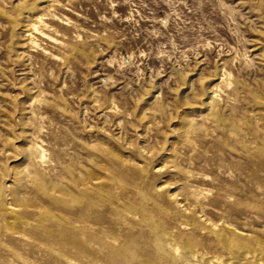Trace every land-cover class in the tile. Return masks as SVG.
<instances>
[{
    "label": "rangeland",
    "instance_id": "rangeland-1",
    "mask_svg": "<svg viewBox=\"0 0 264 264\" xmlns=\"http://www.w3.org/2000/svg\"><path fill=\"white\" fill-rule=\"evenodd\" d=\"M22 8L47 19V54L15 27L32 21ZM212 91L219 122L205 110ZM31 145L47 155L40 184L74 195L94 184L95 205L57 209L20 185ZM262 151L264 0H0V209L22 190L76 227L75 245L48 251L0 225V264H68L65 251L74 264H126L116 241L137 243L133 264H160L144 214L212 257L226 256L212 226L264 247Z\"/></svg>",
    "mask_w": 264,
    "mask_h": 264
},
{
    "label": "bare ground",
    "instance_id": "bare-ground-1",
    "mask_svg": "<svg viewBox=\"0 0 264 264\" xmlns=\"http://www.w3.org/2000/svg\"><path fill=\"white\" fill-rule=\"evenodd\" d=\"M25 5H26V1H24L22 4L20 3V6H25ZM25 10L26 8H22L19 11V14L18 13L17 14L19 15V17L23 19L32 20V21H25L24 23H16L15 27H18V29L20 30L24 29V33L26 34L29 33L27 41L29 42L32 48H36L38 50H41L44 54L45 53L47 54L48 52H46V49L43 48L41 44H44L45 42L54 43L56 41L53 40L52 36L45 33V30L51 29L49 25L45 22V20L47 19H44L45 18L44 16L35 17L33 19H31V17L28 16L26 17L24 14ZM51 16L54 17L53 15ZM218 79L220 80V82L224 83L227 81L228 76L226 73L222 72L218 77ZM187 91L189 92L192 91V86H188L185 90V93ZM206 97L208 100H210V102L207 103L205 110L208 112V115L210 117L212 116L213 120L216 119L218 121L219 117H217L218 115L217 107L219 103H221L223 100L217 91H212L207 93ZM158 98L159 97H156V99ZM27 152L29 154L28 157H30V160L32 162L31 164L33 165L29 168L27 167L28 170L22 175H20V177L17 179L20 185L23 186V182L25 178L26 179L28 178L30 183L33 186H36V188H38L39 191H41L43 198L49 203V205L57 209L67 208L70 202L73 204L75 203L74 205L76 204L77 206L83 205V207L87 206L88 208L95 205L92 203L90 197L91 191L96 189L94 184L93 186L90 185V187L92 186L91 188L89 187L88 184H85L84 182L78 184L76 186V189L79 195L76 194L74 195L72 194V192H70V190L64 188L63 190V189H59L56 186L44 187L46 186L45 184H40L34 175L36 174L37 168L42 167L48 161L45 150L43 149L42 146L31 145L30 149ZM262 152L264 153V151ZM5 196L6 198H8L7 195ZM13 196H14L13 197L14 204H10L3 210L0 209V225L7 232H12L17 236L24 238V241L27 244V246L33 248L38 247L40 249L46 248L48 251L53 250L50 247L52 244L55 245L57 244L64 248H66L67 245H73V244L75 245L76 240L73 238L72 234L76 227L75 225H73V223L70 220L58 216L57 214L53 213L51 210L43 209L41 205L33 204L30 201V199L24 197V195L22 194V190L16 189V191L13 193ZM5 216L10 217L11 220L10 224L4 223ZM48 221L56 227L65 228V230L63 229L64 231L58 234L57 231L53 230V226H49L46 224V222ZM141 222L143 223L144 229L150 233L149 234L150 237L152 236L154 240L156 256L153 258V260L158 261L160 264H164L165 262L169 264H264V247H262L261 245L259 247H254V246L251 247L249 245L242 244L241 241H239L237 238L231 239L232 237L230 238L229 236L227 237L225 235V230L222 229L223 227L212 226L209 229L207 228L208 226L204 227V230L206 229L210 230V232L215 236L216 239L215 244L221 247L223 250L222 252L223 253L225 252L226 254V256H222V257H212L209 256L208 254H204L200 252L199 249V246H201L200 242L178 241L177 237L173 233L166 231V229L162 227L157 220H155L153 217H149L147 214H144V216L141 219ZM141 233L144 234L143 231ZM232 233L236 234L235 231ZM150 244L153 243L150 242ZM111 247L119 254L120 259L124 260L126 264H133L135 262H138L140 251L137 243L133 242L132 244H129L126 248H123L122 246L119 245V242L116 241L111 245ZM146 254L152 256L148 252ZM58 255H59L58 256L59 260L66 259L68 261V264H74L73 256L70 254V252L65 251L63 254H58ZM110 262H111L110 264H118V262L116 261H110Z\"/></svg>",
    "mask_w": 264,
    "mask_h": 264
}]
</instances>
